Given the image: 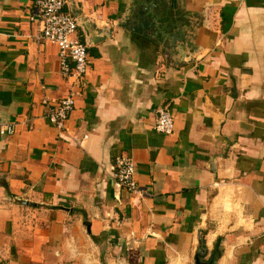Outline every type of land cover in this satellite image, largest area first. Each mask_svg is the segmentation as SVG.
<instances>
[{
    "label": "crops",
    "instance_id": "crops-1",
    "mask_svg": "<svg viewBox=\"0 0 264 264\" xmlns=\"http://www.w3.org/2000/svg\"><path fill=\"white\" fill-rule=\"evenodd\" d=\"M35 1L0 0V264H209L217 240L213 264H264V0H165L197 23L185 50L131 30L138 0H65L90 44L77 82L36 39Z\"/></svg>",
    "mask_w": 264,
    "mask_h": 264
},
{
    "label": "built area",
    "instance_id": "built-area-1",
    "mask_svg": "<svg viewBox=\"0 0 264 264\" xmlns=\"http://www.w3.org/2000/svg\"><path fill=\"white\" fill-rule=\"evenodd\" d=\"M64 6L65 0H36L35 12L31 20L37 23L36 39L58 47L60 74L77 82L84 76L88 65L87 46L77 37L76 18L65 13ZM43 104H48V100L44 99ZM73 105L74 100L70 95L57 100L47 115L48 121L61 130ZM173 129L174 123L168 109L159 108L153 124L154 132L170 135ZM12 133V125L0 128L1 136H9ZM112 177L117 188L129 194L139 192L134 180V162L130 157L126 155L115 157Z\"/></svg>",
    "mask_w": 264,
    "mask_h": 264
},
{
    "label": "water",
    "instance_id": "water-1",
    "mask_svg": "<svg viewBox=\"0 0 264 264\" xmlns=\"http://www.w3.org/2000/svg\"><path fill=\"white\" fill-rule=\"evenodd\" d=\"M167 7L165 0H138V6L132 9L134 27L131 30H149L152 35H159L161 41L166 43L165 49L178 50L180 46L185 50L194 43L197 23L191 16L176 13L174 8L172 10ZM85 34L89 39L87 31ZM85 44L90 45L88 42Z\"/></svg>",
    "mask_w": 264,
    "mask_h": 264
},
{
    "label": "trees",
    "instance_id": "trees-1",
    "mask_svg": "<svg viewBox=\"0 0 264 264\" xmlns=\"http://www.w3.org/2000/svg\"><path fill=\"white\" fill-rule=\"evenodd\" d=\"M203 240H201L200 239V249L202 248H204V246H203ZM220 253H221V249H220V241L219 240H217L216 241V243H215V245H214V247H213V250H212V254H211V262L209 263V264H213V263H215V261H216V259L219 257V255H220Z\"/></svg>",
    "mask_w": 264,
    "mask_h": 264
}]
</instances>
